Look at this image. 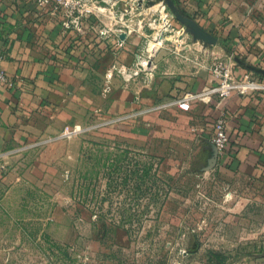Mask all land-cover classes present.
I'll list each match as a JSON object with an SVG mask.
<instances>
[{"label":"rangeland","instance_id":"rangeland-1","mask_svg":"<svg viewBox=\"0 0 264 264\" xmlns=\"http://www.w3.org/2000/svg\"><path fill=\"white\" fill-rule=\"evenodd\" d=\"M98 1L107 22L97 7L81 26H62L134 47L136 64L119 68L128 78L235 67L220 36L250 51L231 14L246 15L238 25L256 30L254 52L264 51V0H208L199 24L216 44L178 18L189 15L179 0L177 12L169 0ZM101 128L11 151L24 154L1 167L0 264H264V167L228 170L200 135L164 142Z\"/></svg>","mask_w":264,"mask_h":264},{"label":"crops","instance_id":"crops-1","mask_svg":"<svg viewBox=\"0 0 264 264\" xmlns=\"http://www.w3.org/2000/svg\"><path fill=\"white\" fill-rule=\"evenodd\" d=\"M179 1L194 21L205 20L201 10L209 9L208 0ZM94 5L104 13L103 4ZM0 9V68L15 79L13 85L0 87V183L2 168L22 156V150L61 137L66 126L76 132L104 127L164 142L195 135L212 141L220 115L227 118L230 132L222 165L242 173L264 167V95H203L184 110L178 101L188 92H205L217 83L211 71L168 75L164 80L128 78L119 71L136 64L134 47L97 35L80 36L63 27L39 0H0ZM104 16L100 17L107 22ZM245 17L230 15L239 45H247L250 52L241 56L231 34L220 37L234 45L228 49L238 58L234 63L238 76L264 75L263 48L254 52L261 42L257 31L248 36L246 26L238 25ZM18 149L16 155L11 153Z\"/></svg>","mask_w":264,"mask_h":264},{"label":"built area","instance_id":"built-area-1","mask_svg":"<svg viewBox=\"0 0 264 264\" xmlns=\"http://www.w3.org/2000/svg\"><path fill=\"white\" fill-rule=\"evenodd\" d=\"M43 9L59 17L66 27H79L84 21L90 20L97 7L92 0H39ZM211 72L218 80L217 83L205 92H188L181 100L179 106L184 110H190L192 101L203 95H219L228 97L234 93L264 95V75L247 72L238 76L234 65L229 61L217 60L211 65ZM15 79L0 68V87L13 85ZM76 130L66 126L63 135H70ZM212 142L218 157L222 158L230 142L228 120L225 115H220L214 123Z\"/></svg>","mask_w":264,"mask_h":264},{"label":"water","instance_id":"water-1","mask_svg":"<svg viewBox=\"0 0 264 264\" xmlns=\"http://www.w3.org/2000/svg\"><path fill=\"white\" fill-rule=\"evenodd\" d=\"M170 5L173 7L175 12H177V8L175 7L174 3L169 0ZM178 18L183 21L188 27H191L193 32L195 33L196 38H201L202 40H206L211 44H216L218 43L219 37L216 35H213L212 33L202 29L200 27V24L194 21L192 18H190L188 15L185 14H179L177 12ZM230 51V50H229ZM231 55H233L234 58H237L233 53L230 52ZM238 59V58H237ZM216 150V149H215ZM217 154V151H216ZM218 155V154H217Z\"/></svg>","mask_w":264,"mask_h":264},{"label":"trees","instance_id":"trees-1","mask_svg":"<svg viewBox=\"0 0 264 264\" xmlns=\"http://www.w3.org/2000/svg\"><path fill=\"white\" fill-rule=\"evenodd\" d=\"M224 40H225V42H227V38H224ZM227 44H228V43H227ZM233 46H234V45H229V44H228V47H229V48H233Z\"/></svg>","mask_w":264,"mask_h":264},{"label":"bare ground","instance_id":"bare-ground-1","mask_svg":"<svg viewBox=\"0 0 264 264\" xmlns=\"http://www.w3.org/2000/svg\"><path fill=\"white\" fill-rule=\"evenodd\" d=\"M162 43V42H161ZM154 47V46H153ZM155 48H156V46H155ZM152 49V48H151Z\"/></svg>","mask_w":264,"mask_h":264}]
</instances>
